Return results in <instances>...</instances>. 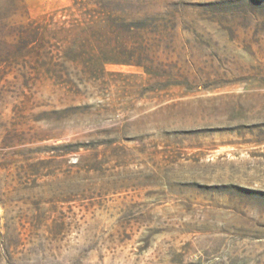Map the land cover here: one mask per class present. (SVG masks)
Instances as JSON below:
<instances>
[{
    "label": "rangeland",
    "instance_id": "rangeland-1",
    "mask_svg": "<svg viewBox=\"0 0 264 264\" xmlns=\"http://www.w3.org/2000/svg\"><path fill=\"white\" fill-rule=\"evenodd\" d=\"M0 264H264V0H0Z\"/></svg>",
    "mask_w": 264,
    "mask_h": 264
}]
</instances>
